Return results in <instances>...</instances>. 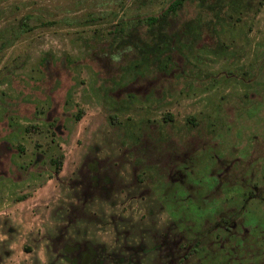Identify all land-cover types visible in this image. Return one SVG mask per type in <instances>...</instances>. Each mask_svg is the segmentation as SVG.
<instances>
[{"label": "rangeland", "instance_id": "rangeland-1", "mask_svg": "<svg viewBox=\"0 0 264 264\" xmlns=\"http://www.w3.org/2000/svg\"><path fill=\"white\" fill-rule=\"evenodd\" d=\"M167 3L0 0V264H264V0Z\"/></svg>", "mask_w": 264, "mask_h": 264}, {"label": "trees", "instance_id": "trees-1", "mask_svg": "<svg viewBox=\"0 0 264 264\" xmlns=\"http://www.w3.org/2000/svg\"><path fill=\"white\" fill-rule=\"evenodd\" d=\"M184 1L185 0H168V3L164 7V9L156 17L155 16H146L145 19L147 20V22H157V23H160L161 21H163V18L166 19V16L165 15H169L170 13H174L175 10L178 9V7H180ZM261 1L262 0H258V3H261ZM161 34L163 36L162 30H161ZM80 113H81L80 110H77L76 112L73 113V117H74L75 120H78L79 119ZM30 127L33 128V126H30ZM62 156H63L62 153L57 152L55 155H52V156H50L48 158V162L50 164H52V166H53V172L54 173H58V171L61 168ZM92 175L93 174L91 173V176ZM195 243H193V245ZM187 248H188V245H187ZM192 250H193V248H192ZM188 251H189V249H187L185 252H183L182 255L185 256ZM182 255H181V257H182ZM83 260H82V262H83Z\"/></svg>", "mask_w": 264, "mask_h": 264}]
</instances>
